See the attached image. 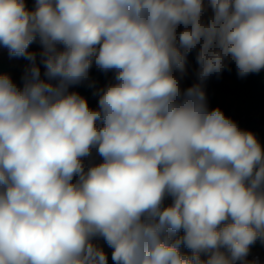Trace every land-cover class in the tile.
<instances>
[{"label": "clouds", "instance_id": "9594fccd", "mask_svg": "<svg viewBox=\"0 0 264 264\" xmlns=\"http://www.w3.org/2000/svg\"><path fill=\"white\" fill-rule=\"evenodd\" d=\"M0 46V264H261L264 145L206 82L264 70V0H0Z\"/></svg>", "mask_w": 264, "mask_h": 264}, {"label": "trees", "instance_id": "16d2710c", "mask_svg": "<svg viewBox=\"0 0 264 264\" xmlns=\"http://www.w3.org/2000/svg\"><path fill=\"white\" fill-rule=\"evenodd\" d=\"M26 2L29 8L33 7L34 0H26ZM39 49L38 42H34L29 47V51L38 52ZM27 64L28 61L22 57H10L8 50L0 52V74L10 75L18 85L21 84V76ZM197 67L195 53H192L187 60V76L183 81V86L187 87L194 81ZM43 72L44 69L41 66L42 77ZM90 75L96 81L95 87H100L107 82L112 73L105 75L93 67ZM70 90L78 91L86 97L91 107L97 106L98 97L93 95L94 88L89 87L86 83L73 86ZM206 92L210 108H221L241 128L254 132L261 144L264 145V70L241 78L237 75L233 63L231 71L225 70L219 78L213 75L208 79ZM97 158L100 162L101 158L98 156ZM98 243L108 254L109 264H112V249L102 239ZM253 251L264 254V243L258 240L251 246L250 252Z\"/></svg>", "mask_w": 264, "mask_h": 264}, {"label": "built area", "instance_id": "2783aa9c", "mask_svg": "<svg viewBox=\"0 0 264 264\" xmlns=\"http://www.w3.org/2000/svg\"><path fill=\"white\" fill-rule=\"evenodd\" d=\"M96 162H98V158L96 157ZM259 258L260 261H261V264H264V254L261 253V252H257V251H253V252H250V255L248 257V259H254V258ZM239 264V262H238Z\"/></svg>", "mask_w": 264, "mask_h": 264}, {"label": "rangeland", "instance_id": "374dc122", "mask_svg": "<svg viewBox=\"0 0 264 264\" xmlns=\"http://www.w3.org/2000/svg\"><path fill=\"white\" fill-rule=\"evenodd\" d=\"M7 50L6 48L0 46V52Z\"/></svg>", "mask_w": 264, "mask_h": 264}]
</instances>
